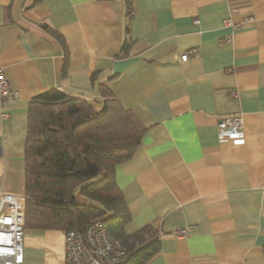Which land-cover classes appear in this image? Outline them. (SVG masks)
<instances>
[{
    "label": "crops",
    "instance_id": "1",
    "mask_svg": "<svg viewBox=\"0 0 264 264\" xmlns=\"http://www.w3.org/2000/svg\"><path fill=\"white\" fill-rule=\"evenodd\" d=\"M0 69L17 92L0 191L24 193L30 99L54 88L100 109L104 84L146 127L114 174L127 232L158 231L145 264H264V0H0ZM229 115L240 142L217 137ZM23 252L63 264V231L26 228Z\"/></svg>",
    "mask_w": 264,
    "mask_h": 264
},
{
    "label": "trees",
    "instance_id": "2",
    "mask_svg": "<svg viewBox=\"0 0 264 264\" xmlns=\"http://www.w3.org/2000/svg\"><path fill=\"white\" fill-rule=\"evenodd\" d=\"M130 42L129 36L124 38L115 55L124 56ZM99 94L100 109L54 88L30 99L23 157L24 227L82 232L100 220L125 247L121 264H145L158 250V231L144 226L127 232L130 214L114 174L146 127L106 85H99ZM77 192L88 201L79 202Z\"/></svg>",
    "mask_w": 264,
    "mask_h": 264
},
{
    "label": "built area",
    "instance_id": "3",
    "mask_svg": "<svg viewBox=\"0 0 264 264\" xmlns=\"http://www.w3.org/2000/svg\"><path fill=\"white\" fill-rule=\"evenodd\" d=\"M197 21V19H195ZM229 20H226L228 22ZM190 50L188 53L193 52ZM188 53L181 55L185 60ZM17 98V92L10 87L5 74L0 69V116L6 117L5 105ZM219 140H242V118L229 115L217 123ZM24 194L0 191V264H23ZM186 235L180 228L175 236ZM63 264H121L125 257V247L115 238L100 220L88 223L82 232L68 229L63 232Z\"/></svg>",
    "mask_w": 264,
    "mask_h": 264
},
{
    "label": "rangeland",
    "instance_id": "4",
    "mask_svg": "<svg viewBox=\"0 0 264 264\" xmlns=\"http://www.w3.org/2000/svg\"><path fill=\"white\" fill-rule=\"evenodd\" d=\"M76 197H77V194H76Z\"/></svg>",
    "mask_w": 264,
    "mask_h": 264
}]
</instances>
